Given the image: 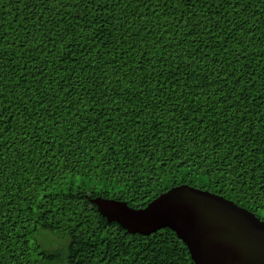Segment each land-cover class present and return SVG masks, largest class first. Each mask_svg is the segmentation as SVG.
<instances>
[{
    "label": "trees",
    "instance_id": "1",
    "mask_svg": "<svg viewBox=\"0 0 264 264\" xmlns=\"http://www.w3.org/2000/svg\"><path fill=\"white\" fill-rule=\"evenodd\" d=\"M182 184L264 221V0H0V264H193L90 202Z\"/></svg>",
    "mask_w": 264,
    "mask_h": 264
},
{
    "label": "water",
    "instance_id": "2",
    "mask_svg": "<svg viewBox=\"0 0 264 264\" xmlns=\"http://www.w3.org/2000/svg\"><path fill=\"white\" fill-rule=\"evenodd\" d=\"M107 223L129 234L171 230L193 264H264V221L234 202L187 184L159 194L145 207L116 199H90ZM127 210L119 215L110 209Z\"/></svg>",
    "mask_w": 264,
    "mask_h": 264
},
{
    "label": "snow or ice",
    "instance_id": "3",
    "mask_svg": "<svg viewBox=\"0 0 264 264\" xmlns=\"http://www.w3.org/2000/svg\"><path fill=\"white\" fill-rule=\"evenodd\" d=\"M125 151L127 152H131V149H128L127 147L125 148ZM102 163H107V161H102ZM131 164V161H129V165ZM110 167L112 168L113 171H117V169L115 168L114 165H110ZM121 167H125V165H121ZM235 171V169L233 170ZM236 175L238 177H240V179H243L242 176H240V173H236ZM221 178L223 179V174L221 176ZM118 181L119 182H124V183H134V182H137V177H136V174H135V171H130L127 175V177H125L124 175H119L118 177ZM111 212H114L116 214H119V215H128L127 213V210H124V209H119V208H116V209H110Z\"/></svg>",
    "mask_w": 264,
    "mask_h": 264
},
{
    "label": "rangeland",
    "instance_id": "4",
    "mask_svg": "<svg viewBox=\"0 0 264 264\" xmlns=\"http://www.w3.org/2000/svg\"><path fill=\"white\" fill-rule=\"evenodd\" d=\"M37 238L41 243V245L47 250L49 249L54 250L61 244L60 241H58L53 237H50L47 233L41 232L37 235Z\"/></svg>",
    "mask_w": 264,
    "mask_h": 264
}]
</instances>
